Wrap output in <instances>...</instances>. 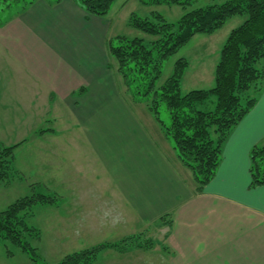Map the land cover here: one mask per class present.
<instances>
[{"label":"crops","instance_id":"crops-1","mask_svg":"<svg viewBox=\"0 0 264 264\" xmlns=\"http://www.w3.org/2000/svg\"><path fill=\"white\" fill-rule=\"evenodd\" d=\"M105 17L74 0H35L0 25V144H19L13 168L27 188L44 185L57 198L55 227L46 216L40 231L48 254L126 235L152 241V227L158 244L125 254L137 259L131 264H264V185L251 187L249 175L250 150L264 145V87L196 193L160 127L132 109L110 67Z\"/></svg>","mask_w":264,"mask_h":264},{"label":"trees","instance_id":"trees-1","mask_svg":"<svg viewBox=\"0 0 264 264\" xmlns=\"http://www.w3.org/2000/svg\"><path fill=\"white\" fill-rule=\"evenodd\" d=\"M19 1L23 4L17 12L25 10L35 0H0V11L2 7L10 8L12 3L18 4ZM48 1L59 3L61 0ZM115 1L74 0L87 15L95 17L106 16ZM151 3L185 7L189 0H151ZM235 16L244 17V21L229 33L220 50L211 89L181 94L180 82L187 67L183 58L175 60L170 77L157 85L167 59L195 35H211ZM128 27L151 40L124 36L109 39L107 52L114 61V66L110 67L121 79L125 93L145 105L180 163L192 174L195 192L200 193L216 172L222 145L230 131L252 109L264 86V0H227L194 8L185 12L176 23H168L160 14H152L150 18L131 15ZM162 110L167 114L168 123L161 117ZM18 146L0 145V182L9 181L15 173L14 153ZM249 161L250 186L264 185V145L252 147ZM54 202L52 196L34 194L20 198L0 211V243L14 246L34 264H42L27 241L28 238H38L40 232L28 227L25 220L35 205ZM129 240L140 249L152 246L150 239L139 243L133 238L120 245ZM117 246L99 245L66 256L58 264H91L102 249Z\"/></svg>","mask_w":264,"mask_h":264},{"label":"rangeland","instance_id":"rangeland-1","mask_svg":"<svg viewBox=\"0 0 264 264\" xmlns=\"http://www.w3.org/2000/svg\"><path fill=\"white\" fill-rule=\"evenodd\" d=\"M27 1V0H26ZM145 1V4H143L140 0H116L114 4L112 5L110 11L106 15L105 19L110 25L109 29V38L114 39L116 36H124L126 38H143L145 41H150L151 38L147 35L142 34L139 31H136L130 27H128V20L131 15H136L141 18H150L152 14H160L168 23H176L180 17L185 14V12L192 10L194 8L199 7H206L211 5H217L224 3L227 0H189V4L185 7L176 5V4H153L151 3V0H143ZM22 2L19 1L18 4L12 3L10 8H3L2 11H0V23H4L7 21L14 13L17 12V9L22 6ZM1 10V7H0ZM24 11V10H23ZM22 11L18 10V14H20ZM244 21V17L242 16H235L231 19H228L224 26L212 33L211 35H195L184 47H182L175 55L167 59L162 68V73L160 76V79L157 83V85H160L165 82V80L170 77L173 70V63L176 59L183 58L187 62V67L184 71V74L181 78L180 82V92L182 95L188 93L192 90H209L213 87L214 84V69L219 59V53L220 50L229 35V33L239 27L242 22ZM112 62V65L114 66V61L110 59ZM119 78V77H118ZM120 79V78H119ZM120 83L123 87V90L125 92V87L120 79ZM264 87V86H263ZM128 94V93H127ZM126 94L127 99L129 100V103L132 107V109L135 112L139 111L141 112V115H144L147 118H150L151 121L154 124H157L153 117L150 115V113L147 111L145 105L143 103H138L134 100H132L131 96L128 97ZM211 108V105L209 106ZM161 117L164 120L165 123H168V117L167 114L162 110ZM66 125V124H65ZM65 125L60 126V128H64ZM44 129H52L54 126H51V124L47 125L45 124L43 126ZM28 142H31L28 140ZM23 143V142H21ZM1 145V144H0ZM5 146V145H3ZM30 149L28 147L27 153L30 152ZM30 159L29 156L26 157L25 160ZM19 178L21 180V183H17L15 181L14 183H9L7 181L6 183L1 184L0 183V211L4 210L6 207H8L10 204L15 202L16 200L31 196L34 194H45L48 195V190H44V185L40 186L39 184L33 185V190L30 188H27V176L25 174H21L20 172L13 173L10 177V181L14 178ZM51 195V194H50ZM49 196V195H48ZM51 197V196H50ZM57 199L55 196H52ZM57 201V200H56ZM56 201L50 205L44 206V205H35L32 207V209L28 212V217L26 218L25 222L26 225L30 228H34L38 230L39 232L43 230V221L46 216L48 217L47 222L50 223V229H53V226L55 227L56 218L55 216H58V205ZM110 217V216H108ZM162 220H169L168 216L163 217ZM61 226L62 223L60 222ZM48 226V227H49ZM65 230L69 232V239L72 238V233L69 229V227L63 225ZM150 227L149 232L152 230V233H155L158 235V232H156ZM87 231L85 230H76V234L83 235L86 234ZM161 232V231H160ZM62 234V233H61ZM151 234V233H150ZM152 240V246L148 249L142 250H150L153 248V245L158 244V239L156 236ZM67 235V234H64ZM152 235V234H151ZM71 236V237H70ZM43 238V232L40 234L39 238H28L27 241L35 249L36 255L38 257L39 262L42 264H58L60 263L66 256L72 255L74 253L82 252L85 250H89L93 247L104 245L108 243H97L93 245H88L83 247L81 250H74L71 252H67L65 255L61 252L55 253V254H48L49 249L48 246H45V238ZM67 238V237H66ZM133 238L135 241L139 240L140 238L136 236H124L118 239L113 244H118L117 247H113L110 249L109 252H106L102 255H100L105 249H102L98 255L96 256L95 260L92 262H96V264L99 262L100 257L102 256V261L105 264H131L136 263L133 254L130 255L128 258H126L125 254H128V252H133L134 249H140L136 243L131 242L130 240L127 242H124V245L122 242L124 240ZM41 239V242H40ZM73 242L69 245L73 250V246L75 244V239L72 238ZM146 239H141V242ZM155 241V243H153ZM40 242V244H39ZM125 248V249H124ZM131 249V250H129ZM8 252L11 253V255H8ZM64 255V256H63ZM110 259H112V263H110ZM91 263V264H92ZM102 263V264H103ZM0 264H34L31 262L26 255L21 253L17 248H15L12 245L6 244L4 246L3 243H0Z\"/></svg>","mask_w":264,"mask_h":264}]
</instances>
